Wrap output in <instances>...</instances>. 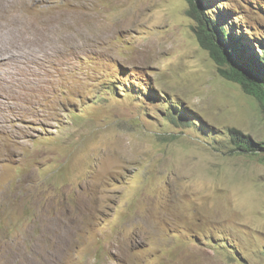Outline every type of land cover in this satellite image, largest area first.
Masks as SVG:
<instances>
[{
	"label": "rangeland",
	"instance_id": "rangeland-1",
	"mask_svg": "<svg viewBox=\"0 0 264 264\" xmlns=\"http://www.w3.org/2000/svg\"><path fill=\"white\" fill-rule=\"evenodd\" d=\"M204 2L258 51L264 0ZM188 8L0 0V264H264V149L229 136L264 111Z\"/></svg>",
	"mask_w": 264,
	"mask_h": 264
},
{
	"label": "trees",
	"instance_id": "trees-1",
	"mask_svg": "<svg viewBox=\"0 0 264 264\" xmlns=\"http://www.w3.org/2000/svg\"><path fill=\"white\" fill-rule=\"evenodd\" d=\"M187 15L195 22L194 32L199 45L217 65L218 73L228 81L239 84L243 91L254 97L264 111V38L256 41L257 50L243 37L235 35L225 23L208 14L204 0H186ZM253 53H250L251 51ZM229 136L239 151L257 153L264 143L231 129Z\"/></svg>",
	"mask_w": 264,
	"mask_h": 264
},
{
	"label": "bare ground",
	"instance_id": "bare-ground-1",
	"mask_svg": "<svg viewBox=\"0 0 264 264\" xmlns=\"http://www.w3.org/2000/svg\"><path fill=\"white\" fill-rule=\"evenodd\" d=\"M49 50V49H48ZM45 57V56H44Z\"/></svg>",
	"mask_w": 264,
	"mask_h": 264
}]
</instances>
